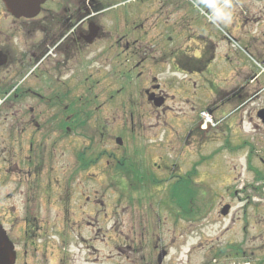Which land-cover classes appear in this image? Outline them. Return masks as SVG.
<instances>
[{"label":"flooded vegetation","instance_id":"af4514ba","mask_svg":"<svg viewBox=\"0 0 264 264\" xmlns=\"http://www.w3.org/2000/svg\"><path fill=\"white\" fill-rule=\"evenodd\" d=\"M263 2L0 0V264H193L203 252L200 264L262 263L264 169L243 181L204 166L222 137L233 150L240 108V132L264 128L252 106L264 88L240 70L206 98L204 75L228 38L264 36ZM78 163L94 178H77ZM158 177L176 185L158 209L138 185L106 190ZM208 179L223 194L210 207ZM242 210V229L220 227Z\"/></svg>","mask_w":264,"mask_h":264},{"label":"rangeland","instance_id":"374dc122","mask_svg":"<svg viewBox=\"0 0 264 264\" xmlns=\"http://www.w3.org/2000/svg\"><path fill=\"white\" fill-rule=\"evenodd\" d=\"M264 5V2L262 3ZM250 28L253 31H256L257 29L254 27L256 24V20L251 21ZM235 37L237 40L240 39L239 36L235 34ZM247 40L241 39L239 43L236 44V39L233 40L232 38H228L225 43V48L222 47V49L218 52L217 59L214 62L213 66L211 67L210 71L206 72L204 77V96L207 98V96L210 94L212 90V85L215 84L216 86L223 88H229V85L231 82L235 81L236 78L233 76L231 78V82L224 83L225 79H228L225 76H231L236 75L240 70L244 69L248 73H258L259 70H261V65H264V56H262L261 47L264 48V36L258 35L257 32H250ZM230 39V40H229ZM228 41H233V46L231 47L229 45ZM240 76V73H239ZM254 81V80H253ZM260 84L256 85V82L251 83V88L253 90V86L255 85L257 87L256 91L259 89L264 88V73L260 75L259 77ZM261 85H263L261 87ZM256 91H253V94H255ZM207 100V99H206ZM240 102H231L229 104V109L234 110L239 107ZM252 106L256 107L257 109L264 106V92H262V96H260L258 99H254L252 102ZM244 110V108H240L237 113H241ZM239 119V116H238ZM112 121V119L110 120ZM113 125H115L113 123ZM114 131V129H112ZM244 136L237 137L233 143V150L228 151V149L224 150L221 146L220 149L215 150V157L208 161L204 166V171L207 174L205 178H217L215 176L221 175L225 173V170L230 167L233 169L231 173L226 172L225 174H229L232 178H237L238 176H242V180L244 181V177H247V179L250 176H253L257 173H259V169H264L263 166H260V157L257 156V153L262 155L261 157H264V128L260 131H255V128L253 124L246 123L244 124L243 129ZM79 133V132H78ZM83 137L82 135L78 134L77 137V148L78 152L82 153L84 146L83 143ZM223 139L221 140V145L223 144ZM249 148V149H248ZM254 148V149H250ZM248 149V150H246ZM253 153L256 154L257 158H253L252 162H249L247 158V153ZM246 151V152H244ZM211 152V151H210ZM244 152V153H243ZM259 158V159H258ZM79 159V158H78ZM85 168L81 163H78L77 165V178H94L93 176L87 175V172L85 173ZM96 171V170H94ZM99 172L100 170L97 169ZM223 171V172H222ZM257 172V173H256ZM236 176V177H235ZM219 177V176H218ZM154 180H159L160 182L162 179L160 177L158 178H134L132 180V185L125 184V183H119L116 186L111 185V179H108V187L106 190L108 191H115V190H134L136 189L135 186L138 185L137 190L138 191H147L152 192L155 196L153 197L154 201V208L158 209L163 205V202L167 201V196L163 193H166V191L175 192L176 185L172 184V182H155ZM242 180H237V186L238 188L243 187L245 184ZM110 181V182H109ZM110 184V185H109ZM256 183H254L255 185ZM93 189H100V186H95ZM124 185V186H123ZM262 184L260 182L257 183V186H261ZM203 189L206 195V207L214 206L216 205L219 200L222 198V193L217 190L215 183L212 179L205 180L203 183ZM180 191V190H178ZM237 207H240V204L236 205ZM244 211H240L236 214V216L233 218H229L228 220H224L221 222L220 227L224 225V228L231 227L232 232L237 231L238 229H242L244 226ZM219 225L210 226V235H212L214 232H217V229H220ZM212 231V232H211ZM209 238H212L211 236H208ZM225 237H232L231 231L229 230ZM244 248L238 249L239 257L243 258L244 253L251 254V250L247 246H243ZM207 254L206 252L201 253L200 259H202V255ZM262 258V263L264 264V256L260 257ZM200 259H194L193 264H200ZM252 263L251 264H262L261 262L257 261L256 258H251ZM239 264L238 262H236ZM247 263V262H246ZM246 263H240V264H246ZM191 264V263H190Z\"/></svg>","mask_w":264,"mask_h":264},{"label":"water","instance_id":"95a60500","mask_svg":"<svg viewBox=\"0 0 264 264\" xmlns=\"http://www.w3.org/2000/svg\"><path fill=\"white\" fill-rule=\"evenodd\" d=\"M157 105H161V103H158ZM259 116L263 119L264 121V110L259 114ZM226 213V212H225Z\"/></svg>","mask_w":264,"mask_h":264}]
</instances>
